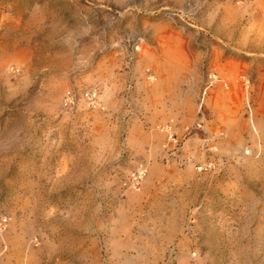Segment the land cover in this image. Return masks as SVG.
Wrapping results in <instances>:
<instances>
[{
	"label": "rangeland",
	"instance_id": "obj_1",
	"mask_svg": "<svg viewBox=\"0 0 264 264\" xmlns=\"http://www.w3.org/2000/svg\"><path fill=\"white\" fill-rule=\"evenodd\" d=\"M0 264H264V0H0Z\"/></svg>",
	"mask_w": 264,
	"mask_h": 264
},
{
	"label": "built area",
	"instance_id": "obj_2",
	"mask_svg": "<svg viewBox=\"0 0 264 264\" xmlns=\"http://www.w3.org/2000/svg\"><path fill=\"white\" fill-rule=\"evenodd\" d=\"M218 80H220L219 76L216 75L215 73H213V74L211 75V83H212V82H215V81H218ZM243 83H244V85H245L246 87H249V85H250V80H249L248 78H245V79L243 80ZM86 96H87V98L91 101L92 104H95V103H96V101H95V92H87V93H86ZM142 175H143V172H142L141 170L134 171V172L131 174V176H130V179H131L132 183H133L134 185H139L140 180H141V178H142Z\"/></svg>",
	"mask_w": 264,
	"mask_h": 264
}]
</instances>
